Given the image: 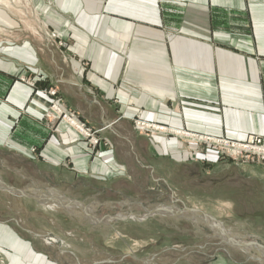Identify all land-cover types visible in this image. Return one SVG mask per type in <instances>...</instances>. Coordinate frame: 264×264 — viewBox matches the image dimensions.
Segmentation results:
<instances>
[{"label":"crops","instance_id":"0c3cea01","mask_svg":"<svg viewBox=\"0 0 264 264\" xmlns=\"http://www.w3.org/2000/svg\"><path fill=\"white\" fill-rule=\"evenodd\" d=\"M37 5L43 29L35 37L32 30L9 27L12 20L0 11L7 27L0 29V154L72 182L118 183L141 196L154 195L153 186L139 184L145 181H162L169 195L175 193L176 168L184 166L196 184L183 195L203 199L205 206L193 208L217 224L214 231L238 245L239 234L223 228L246 230V237L264 244V234L256 232L261 226L252 224L261 218L226 227L220 219L240 212V205L253 212L252 205L264 200V164L228 160L174 133L143 136L135 124L238 141L264 136V0H38ZM17 34H23L19 41ZM63 110L101 129L107 145L90 146L58 117ZM42 235L0 219V264H126L128 258L138 264L135 239L127 253L95 256L85 246L89 242L95 250L88 238L73 237L69 250ZM249 246L246 260L264 259V249ZM216 255L206 254L205 261L229 260Z\"/></svg>","mask_w":264,"mask_h":264},{"label":"rangeland","instance_id":"374dc122","mask_svg":"<svg viewBox=\"0 0 264 264\" xmlns=\"http://www.w3.org/2000/svg\"><path fill=\"white\" fill-rule=\"evenodd\" d=\"M0 2V11L3 10L12 20L9 27L16 31L21 30V33L32 30L33 37L41 36L43 28L39 12L35 10L38 0H1ZM3 25L5 22L0 23V29L7 30V27ZM35 30L39 35H35L36 33L33 32ZM22 35L17 34L16 40H21L22 37L19 38V36ZM140 134L147 137L152 135L148 131H141ZM174 134L182 136L185 141L194 140L182 132L177 134L174 132ZM192 143L196 142L192 141ZM213 151L217 153L216 150ZM223 156L242 164H262L256 159L244 160ZM176 170L178 174L174 182L175 193L169 195L171 190H168L162 181L157 182L158 184L145 181L139 184H145L146 188L153 186L154 195L150 192L141 196L140 194L131 195V190L128 192L124 185L118 183L72 182L67 177L62 178L45 168L0 154V219L16 222L18 227H30L31 231L43 234L42 237L48 243L58 244L65 249H69V243L74 239L73 237L83 240L88 238L87 241L94 243L92 247L95 250H91L89 242H85V246L87 251H95V256H101L103 252L117 256L122 252L127 253L133 242L132 239H135L138 245L134 246V255L139 258L138 264L143 263L141 258H153L154 263L159 261V264L172 261L179 264H216L209 259L205 261L206 254L213 258L217 256L216 254L220 257H228V261L220 262V264H264V259L262 260L263 257L260 258V255L261 260L245 259L246 255L243 251L247 252L246 248L252 245L253 240L257 242L260 249H264L261 241L246 237V230L242 232L237 229H228V227L223 228L230 232L229 234L233 236L239 234L237 237H241L235 240L238 245L232 244L224 234L221 236L218 230V232L214 231L217 224L212 220L205 221L204 217H190L191 215L184 212L185 207L198 208L201 205L205 206V203L202 202V198L200 201V198L183 195L190 192V187L196 183L189 182L184 166L178 165ZM144 171L147 170L144 169ZM4 185L25 191L20 194L15 190L1 188ZM119 187L125 191L118 193L111 190ZM157 189L160 190L159 195H155ZM14 194L16 198L21 197V201L15 199ZM263 202L264 200L256 201V204L252 205V209H255L253 212L245 211L244 206L240 205V212L229 213L227 219L225 215L220 219L226 227L227 224L246 226L248 222L251 223L247 218H261L253 221L252 224L261 226L256 232L262 235L264 234ZM241 203L243 202L236 204ZM178 209L181 210L180 213H177ZM193 210L196 209L193 208ZM180 214L181 216H177ZM107 221L110 223L104 226L103 222ZM215 232L223 238L222 244L217 243L222 238L215 237ZM221 249L225 250L223 254L220 253ZM251 252L253 255L254 252L259 254L254 248ZM257 254L256 257H258ZM124 263L135 262L128 258L127 261L124 260Z\"/></svg>","mask_w":264,"mask_h":264},{"label":"built area","instance_id":"2783aa9c","mask_svg":"<svg viewBox=\"0 0 264 264\" xmlns=\"http://www.w3.org/2000/svg\"><path fill=\"white\" fill-rule=\"evenodd\" d=\"M54 94V92H51ZM53 110L58 109L54 108ZM58 117L66 122L80 137L86 139L88 144L92 147L98 146L101 143L107 145L106 142L101 140L99 132L101 129H94L87 124L79 121L73 113L68 110L59 111ZM136 126L142 131H148L150 133L166 132L174 133L164 126L136 121ZM185 135L195 136L192 137L198 145H206L210 149L216 150L219 155H227L234 159L252 160L256 159L259 163L264 164V136H248L245 140H231L227 138L214 137L209 135H198L193 133L184 132Z\"/></svg>","mask_w":264,"mask_h":264},{"label":"flooded vegetation","instance_id":"af4514ba","mask_svg":"<svg viewBox=\"0 0 264 264\" xmlns=\"http://www.w3.org/2000/svg\"><path fill=\"white\" fill-rule=\"evenodd\" d=\"M177 211V213H180V209H178V210H176ZM184 212H186L189 216L190 215H192V214H195L196 215V217H198V218H203V212L201 211V210H198V209H196V210H189L187 207H185L184 208ZM176 212H173V214H177ZM171 214H172V212H171ZM199 214H201V216H199ZM177 216H181V214L180 215H177ZM174 217V216H173Z\"/></svg>","mask_w":264,"mask_h":264},{"label":"bare ground","instance_id":"6f19581e","mask_svg":"<svg viewBox=\"0 0 264 264\" xmlns=\"http://www.w3.org/2000/svg\"><path fill=\"white\" fill-rule=\"evenodd\" d=\"M1 1V0H0ZM1 3V2H0ZM3 4V3H2ZM4 5H6V4H4ZM54 108H58V107H54ZM63 111H65V110H63ZM176 134L177 133H179V132H181V131H174ZM183 134H185L184 132H183ZM187 136V135H186ZM182 137V136H181ZM187 137H195V136H187ZM1 188H5V189H10V190H13L11 187H7V186H2ZM21 194V193H20Z\"/></svg>","mask_w":264,"mask_h":264},{"label":"water","instance_id":"95a60500","mask_svg":"<svg viewBox=\"0 0 264 264\" xmlns=\"http://www.w3.org/2000/svg\"><path fill=\"white\" fill-rule=\"evenodd\" d=\"M13 190H15L16 192H18V193H24L23 192V190H20V189H16V188H13V187H11ZM189 210H193V209H191V208H188ZM252 244H256L257 242H255V241H252L251 242ZM241 246H244L243 244H241Z\"/></svg>","mask_w":264,"mask_h":264}]
</instances>
